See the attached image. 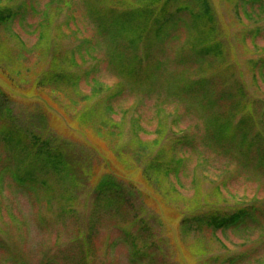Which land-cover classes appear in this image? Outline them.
<instances>
[{
  "label": "rangeland",
  "instance_id": "1",
  "mask_svg": "<svg viewBox=\"0 0 264 264\" xmlns=\"http://www.w3.org/2000/svg\"><path fill=\"white\" fill-rule=\"evenodd\" d=\"M146 1L108 0L120 6ZM211 3L214 42L222 55L197 62L190 43L197 32L183 26L172 34L177 37L138 52L144 70L129 79L111 67L109 49L100 43L93 14L103 0H0L19 15L0 25V61L10 67L15 85L1 73L0 82L15 98V125L43 138L54 136L66 144V153L69 141L72 159L91 177L81 176L80 188L69 198L67 178H59L51 166L34 176V192H25L0 169V264H138L132 263L127 233L140 250V264H231L242 256L236 264H264V163H259L264 157V0ZM50 67L81 78L73 87L75 104L67 91L57 95L35 88ZM202 78L210 80L217 96L245 85L250 146L210 135L212 110L197 91L184 89ZM237 91L232 93L241 99ZM91 109L94 123L79 125L76 114ZM68 117H74L70 123ZM184 134L193 147L172 142ZM132 142L138 162L130 156L113 161L115 149ZM157 153L172 171L155 170L148 186L141 171L151 161L147 155ZM7 156L0 141V161ZM115 167L124 175L125 200L102 209L92 176ZM131 184L148 196L127 194ZM250 205L259 209L254 221L227 230L207 224L214 210L230 214Z\"/></svg>",
  "mask_w": 264,
  "mask_h": 264
},
{
  "label": "trees",
  "instance_id": "2",
  "mask_svg": "<svg viewBox=\"0 0 264 264\" xmlns=\"http://www.w3.org/2000/svg\"><path fill=\"white\" fill-rule=\"evenodd\" d=\"M107 2L108 0H103V3L108 5L102 4L97 7L98 10L94 11V23L101 38L100 43H104L109 49L111 67L113 69L121 68L124 77H127L124 74H128L127 78L129 79L139 77L144 67L138 52L150 50L151 47L155 48L157 45L166 42L167 39L177 37L172 36V34L176 35L183 26L192 28L200 36L197 38V35H194L195 37L190 38V40H193L190 43L194 45L192 50L198 53L197 62L198 60L204 62L207 56L213 53L218 56L223 54L222 46L214 42L216 24L211 0H147L139 5L126 4L123 6ZM18 16V12L12 8L0 6V25L12 22ZM72 59L74 58L72 57ZM2 64L0 61L1 76L4 80L15 85L13 77L15 75H13L10 67ZM53 68L44 69L40 79L35 83V88L40 92L49 91L57 95H62L67 91V100L75 104L77 101L73 99L72 92L76 90L73 87H78L81 78L71 75L70 72L56 71ZM151 74L154 76L155 72L153 71ZM5 85L0 82V141L7 147L9 156L0 161V169L3 173L11 174L17 185L21 189H25V192L28 190L34 192L37 187L34 176L39 174L41 169H45V166H51L59 178H67V193L70 198L74 190L80 188L81 176L91 178L87 176V171H84L82 167L81 170L80 165L72 159V154L75 152L73 144L67 141L66 153V144L54 136L43 138L34 132L32 128L27 129L15 125L13 108L16 101L5 90ZM13 85L10 84L11 87ZM185 87L184 89L189 91H197V97H200L201 102L204 101L203 105L206 109L212 110V117L209 118L208 122L210 135L228 138L230 143L235 142L236 145L239 141V144L244 147L250 146L249 135L250 131L253 130V126L248 125L251 117L250 112L245 104H242L246 96L248 97L244 84H236L228 94L223 93L220 96L215 94L216 88L212 87V83L206 78L187 82ZM234 90H238L237 94L242 96L241 99H237V96L233 95L232 91ZM50 98L46 97V100L50 102ZM226 99L237 101L230 105L226 104ZM44 109L50 110L47 106ZM67 116L69 115L67 114ZM76 116L79 125H92L95 121V110L84 111L80 115L77 113ZM74 117H68L69 123L71 122L70 118ZM238 117L239 119H237ZM30 124H33V122H30ZM172 142L181 147H193V142L189 140L187 134L174 138ZM132 144L134 143L132 142L124 148L115 149L113 161H120L121 158L128 160V156H130L133 158V162L136 161L135 163H137V157L140 154L135 149L134 151L130 149ZM128 149L131 150V153ZM226 151L230 152L231 149L228 148ZM147 156L151 158V161L141 171V175L144 182L150 186V183L155 180L156 173H158L154 172L155 170L165 169L166 174L169 175L172 169H170L171 163L164 161L159 153L156 156ZM259 161L260 165H263L264 157H259ZM138 166L140 167V164ZM121 172L120 169L115 167V170L110 169V173L93 174L92 180L95 183L96 202L104 203L101 206L102 209L106 206L111 209L114 203H121L125 200L124 175L120 174ZM130 188L132 192L127 193L130 196H132V193H136L138 197L143 195L146 197L147 195L141 189L137 190L133 184ZM258 213L259 209L252 205L230 214H220L214 210L209 215L207 224L214 230L235 229L249 221H254ZM182 225L183 227L188 225L187 221L184 220ZM130 236L127 233L126 239L130 245L132 263L140 264L142 262L140 250L137 243ZM243 258V256L240 257V260L242 261ZM240 260L234 257L230 260V263L236 264Z\"/></svg>",
  "mask_w": 264,
  "mask_h": 264
}]
</instances>
